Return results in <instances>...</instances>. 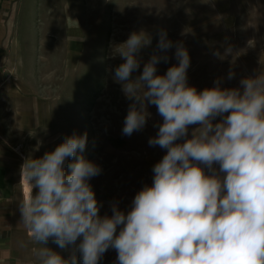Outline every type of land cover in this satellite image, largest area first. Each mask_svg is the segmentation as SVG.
I'll return each mask as SVG.
<instances>
[{"label": "clouds", "instance_id": "clouds-1", "mask_svg": "<svg viewBox=\"0 0 264 264\" xmlns=\"http://www.w3.org/2000/svg\"><path fill=\"white\" fill-rule=\"evenodd\" d=\"M158 35L156 50L133 77L151 38L131 32L115 48L123 62L112 77L130 101L123 135L146 127L150 105L162 117L148 140L165 150L151 185L136 193L129 210L111 202V215H101L90 181L102 169L84 156L87 132L65 136L41 157H24L20 223L41 245L33 248L39 264H78V255L82 264H99L109 248L116 264H264V65L238 87H221L217 78L198 91L188 83L184 43L164 29ZM173 48L177 63L158 74ZM234 76L230 70L227 79ZM49 240L67 257L47 247Z\"/></svg>", "mask_w": 264, "mask_h": 264}, {"label": "rangeland", "instance_id": "rangeland-1", "mask_svg": "<svg viewBox=\"0 0 264 264\" xmlns=\"http://www.w3.org/2000/svg\"><path fill=\"white\" fill-rule=\"evenodd\" d=\"M161 29L187 48L188 83L198 91L217 78L221 87H238L264 65V0H0V193L12 202L10 235L21 264H39L33 248L41 247L20 223L24 157H41L65 136L87 132L84 156L102 169L90 181L103 202L101 215H111V202L129 210L136 193L151 185L165 150L148 140L162 117L150 105L146 127L123 135L130 101L112 77L123 62L116 46L133 31L150 36L135 77L156 50ZM174 51L158 64V74L177 63ZM46 246L68 255L52 240ZM116 257L109 248L99 264H116Z\"/></svg>", "mask_w": 264, "mask_h": 264}, {"label": "crops", "instance_id": "crops-1", "mask_svg": "<svg viewBox=\"0 0 264 264\" xmlns=\"http://www.w3.org/2000/svg\"><path fill=\"white\" fill-rule=\"evenodd\" d=\"M22 195L23 192L21 190ZM11 203L6 196H2L0 193V264H21L20 261L22 260L20 257H15L13 253L14 247L12 246L14 241L11 239L10 231L14 229V221L7 213L9 209H12Z\"/></svg>", "mask_w": 264, "mask_h": 264}, {"label": "bare ground", "instance_id": "bare-ground-1", "mask_svg": "<svg viewBox=\"0 0 264 264\" xmlns=\"http://www.w3.org/2000/svg\"><path fill=\"white\" fill-rule=\"evenodd\" d=\"M27 187H28V185H27V186H25L24 190H26V189H27Z\"/></svg>", "mask_w": 264, "mask_h": 264}]
</instances>
